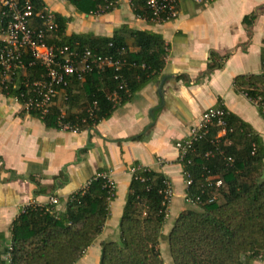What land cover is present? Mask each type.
<instances>
[{
	"label": "trees",
	"instance_id": "16d2710c",
	"mask_svg": "<svg viewBox=\"0 0 264 264\" xmlns=\"http://www.w3.org/2000/svg\"><path fill=\"white\" fill-rule=\"evenodd\" d=\"M28 1L34 11L44 7L42 0ZM66 1L78 13L93 16L105 14L118 4L107 5L106 0ZM128 4L135 17L166 22L164 13L152 18L146 0H128ZM175 7L178 11L177 0ZM51 14L55 29L48 33L46 44L66 45L78 52L87 48L93 54L112 55L118 66L82 72L80 79L72 74L66 79L67 85L58 87L53 103L45 113L27 112L47 127L63 129L67 126L69 131L94 127L98 121L107 118L116 105L130 99L142 84L158 75L164 64L167 46L159 34L123 26L108 37L91 32L66 35L67 18L58 13ZM254 18L255 13L251 12L241 21L249 27ZM40 21L39 17L30 20L35 27ZM119 32L129 34L135 50L128 49ZM229 54L210 51L202 75L220 68ZM24 59L31 60L27 55ZM26 69L30 80L43 73L37 63ZM177 78L184 79L185 76L178 75ZM231 84L242 96H260L264 102L263 48L260 71L236 75ZM12 94L10 91L6 95ZM57 99L60 100L58 103ZM255 107L263 117L260 105ZM224 120L225 132L216 142L220 154L203 157L206 150L213 149L210 141L218 131L217 127H211L204 138L195 143L194 151H188L180 161L177 159L182 170L191 173L192 189L195 185L197 190L200 188L205 172L219 178L221 185L215 191L214 201L199 204V210L185 208L173 220L164 236L172 264H254L255 260L264 257V143L250 125L236 115L227 112ZM85 151L82 148L78 153ZM228 157L231 162L227 161ZM187 159H190L189 163ZM130 169L117 223V239L100 242L97 264H164L159 240L170 199L164 195L168 178L138 162ZM103 172L102 169L97 171L86 185L70 193L62 211L55 210L51 203L24 206L9 225L8 247L2 248L4 241L0 234V264L75 263L100 232L108 216V202L115 195L114 187H106ZM219 194L221 200L217 201ZM2 253L6 260L1 259Z\"/></svg>",
	"mask_w": 264,
	"mask_h": 264
},
{
	"label": "crops",
	"instance_id": "0c3cea01",
	"mask_svg": "<svg viewBox=\"0 0 264 264\" xmlns=\"http://www.w3.org/2000/svg\"><path fill=\"white\" fill-rule=\"evenodd\" d=\"M42 1L50 12L67 18L66 35L91 32L108 37L125 26L159 34L167 50L159 74L92 128L74 132L47 127L0 92L2 248L8 247L9 225L23 206L43 205L54 197V209L62 211L67 196L102 169L114 182L115 195L108 202V216L100 232L73 263L97 264L100 242L117 236L134 162L168 178L171 196L166 217L173 196L176 198L171 223L164 231V221L160 229L159 244L166 245L163 239L173 220L178 212L189 208L183 201L182 167L174 142L187 134L200 112L209 106H221L248 123L264 143L263 117L231 84L236 75L260 71L264 0H212L201 6L191 0H177L176 17L161 23L135 17L127 0H118L116 8L95 16L78 13L66 0ZM251 12L255 18L246 27L241 20ZM121 34L128 49L135 50L129 34ZM210 51L230 54L220 68L202 75ZM82 148L86 151L78 153ZM1 259L6 260V255L2 253Z\"/></svg>",
	"mask_w": 264,
	"mask_h": 264
},
{
	"label": "built area",
	"instance_id": "2783aa9c",
	"mask_svg": "<svg viewBox=\"0 0 264 264\" xmlns=\"http://www.w3.org/2000/svg\"><path fill=\"white\" fill-rule=\"evenodd\" d=\"M107 5H113L118 0H106ZM128 2V0H127ZM194 3L207 4L208 0H193ZM106 5V6H107ZM146 5L151 11L152 18H157L164 13V20H169L177 15L176 0H146ZM32 17L41 19L40 25L31 24ZM51 12L44 6L41 11H34L28 0H0V92L10 95L14 101L20 103L25 112L35 111L45 113L53 103L58 87L67 85L66 79L72 74L80 79L81 73L91 70L100 71L104 67L118 66L117 59L112 55L93 54L85 48L78 52L66 45H48L45 39L49 32L55 29ZM29 56L30 61L24 57ZM32 63L39 64L43 73L39 78L28 79L27 66ZM24 71V73H22ZM245 97V96H244ZM253 106H259L264 119V102L260 96L245 97ZM227 111L221 106H209L203 109L198 119L189 126L183 139L177 140L174 147L177 150V159L180 161L189 151H194V145L204 138L211 127H217L218 131L210 141L213 149L206 150L203 157L207 158L214 153L220 154L216 142L217 138L225 132V115ZM63 129L68 128L63 126ZM75 132V130H72ZM232 161L231 158H226ZM190 159H187L189 163ZM131 171V169H130ZM105 185L108 189L114 187V182L103 172ZM184 185L183 201L187 205L198 206L204 202H212L216 199V189L221 185V180L205 172L199 189L194 185L191 173L181 169ZM86 182L84 185H86ZM83 185V186H84ZM204 194V195H203ZM164 195L171 196L170 183L166 182ZM56 198L51 197L49 203L54 204ZM24 206L20 209L22 211Z\"/></svg>",
	"mask_w": 264,
	"mask_h": 264
},
{
	"label": "rangeland",
	"instance_id": "374dc122",
	"mask_svg": "<svg viewBox=\"0 0 264 264\" xmlns=\"http://www.w3.org/2000/svg\"><path fill=\"white\" fill-rule=\"evenodd\" d=\"M175 199H176L175 196H173L172 202L170 203V207H169L168 217H166L165 225L162 227L164 231L166 229V224L168 226L171 223L170 221H171V218H172V215H173V213H172L173 210L172 209L174 208L173 200L175 201ZM220 200L221 199H220V194H219V196H217V201H220ZM189 208H194V209L199 210V206H192V205H190ZM116 239H117V236L115 235L114 238H113V240H116ZM164 241L165 240L163 239V242ZM159 248L161 249L160 251H161V256H162V259L164 261V264H172L171 263V260H170V257L168 255V251H167L166 245H164L163 243H161L160 246H159ZM253 263L254 264H264V257L263 258H260L259 260H255Z\"/></svg>",
	"mask_w": 264,
	"mask_h": 264
}]
</instances>
